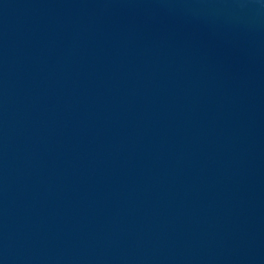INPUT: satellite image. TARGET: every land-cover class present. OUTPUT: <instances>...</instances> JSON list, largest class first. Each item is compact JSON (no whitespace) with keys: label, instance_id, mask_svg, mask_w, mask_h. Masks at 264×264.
Returning a JSON list of instances; mask_svg holds the SVG:
<instances>
[{"label":"water","instance_id":"1","mask_svg":"<svg viewBox=\"0 0 264 264\" xmlns=\"http://www.w3.org/2000/svg\"><path fill=\"white\" fill-rule=\"evenodd\" d=\"M0 264H264V0H0Z\"/></svg>","mask_w":264,"mask_h":264}]
</instances>
